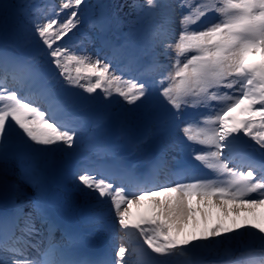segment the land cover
<instances>
[{"label":"snow or ice","instance_id":"1","mask_svg":"<svg viewBox=\"0 0 264 264\" xmlns=\"http://www.w3.org/2000/svg\"><path fill=\"white\" fill-rule=\"evenodd\" d=\"M91 7L86 0L42 5L0 0V191L13 194L11 208L0 211V251L8 255L0 264H174L173 258L190 254L186 264H264V226L255 223H217L191 239L182 237L194 218L193 197L225 215L229 203L236 215L264 205V62L244 63L249 53L264 54V0H197L194 5L186 0L175 5L169 0H133L137 20L149 25L143 38L131 29L114 37L113 29L124 22L107 11L110 5L103 0L95 5V18L87 19ZM174 7L182 14L176 38L171 39ZM209 13L216 21L199 27ZM82 23L88 32L80 31ZM73 30L81 39L60 43ZM19 40L36 42L65 88L80 89L81 96L87 93L91 99L100 90L98 95L108 104L119 97L114 102L119 107L73 110L47 88L46 74L19 50ZM88 45L96 47L95 55ZM157 48L166 56L169 49L174 51L172 64L166 75L145 79L153 67L143 58L150 55L154 61ZM105 49L109 55H103ZM124 61L117 74L114 62ZM125 72L130 78L124 79ZM9 78L17 86L9 88ZM34 87L48 92L63 118L22 94ZM189 108L207 112L186 116ZM236 108L247 118L234 121L229 114ZM84 133L92 142L85 146L87 154L73 160ZM184 148L217 178L182 168L159 183L156 178L168 158ZM149 162L151 169L143 175L138 168ZM65 172L75 190L53 195L52 185ZM10 175H18V182ZM125 184L152 187L129 192ZM161 192L165 198H156ZM87 194H95V204L76 202L77 196ZM145 197L155 198L153 214L131 223L128 206ZM105 203L125 235L137 230L150 252L125 242L114 253V245L90 249L96 225L105 215L98 209ZM233 241L243 246L242 258H230L229 248L213 261L196 258L213 242Z\"/></svg>","mask_w":264,"mask_h":264},{"label":"rangeland","instance_id":"2","mask_svg":"<svg viewBox=\"0 0 264 264\" xmlns=\"http://www.w3.org/2000/svg\"><path fill=\"white\" fill-rule=\"evenodd\" d=\"M97 2L98 1H96V4H97ZM186 2H187L188 5H194L195 3H197V0H186ZM199 2L203 3V2H205V0H199ZM86 3L89 4L90 0H86ZM169 3L175 5V4L178 3V0H169ZM193 11H194V9H193ZM179 14H182V10L179 9V8H175L174 7V9H173V22L169 26L170 34H171L170 38L171 39H175L176 38V33L179 30V24H178V15ZM216 19H217V16L215 14L209 13L207 16H205L200 21V24L198 26L199 27H205V26H207V24L215 22ZM141 26L143 28H145L146 32H147V30L149 28L147 20H143ZM86 31L88 32L89 29L87 28ZM114 37H115V35H114ZM97 47H98V45H97ZM87 50L89 52H92L93 55H95L96 47H94L92 45H88L87 46ZM162 51H163L162 48H157L156 49V52H158L157 53L158 56H157V54L155 55V60L154 61L152 59V56H150V55L149 56H145L143 58L146 65L147 64H151L152 67H153V71L149 73V74H151V77H152L153 80L158 79L159 76H161V75H166L167 72L170 69L171 64H172V60L170 59V57L172 55H174V51L172 49H169V55H167V56L161 54ZM109 54H110V50L105 49V52L103 53V55H109ZM259 58H261V60ZM255 61L257 63L258 62H260V63L264 62V54L256 56ZM33 62L35 64V66L38 69H40L41 71H43L45 69L44 68L45 67L44 66V60H42V59L37 60V61L33 60ZM124 62L126 63V61H124ZM155 62L158 63L157 66H155ZM121 63H123V62H121ZM71 68H72V70H74L75 65H74V67L72 65ZM117 74H120V73L117 71ZM124 79H126V78H124ZM59 81L60 82H59V84L57 86L58 88L60 87V84H61V81H63V78L59 77ZM7 86L9 88H12V87H14L16 85H14L13 81L9 78L7 80ZM29 90L30 89H28V88H27V90L24 89V93L26 92V94L29 95L28 94ZM61 91H62V88H61ZM227 91H231V90H227ZM24 93H22V94H24ZM29 97H30V99H34V96H30L29 95ZM40 103H42V102H40ZM213 103H216V102H213ZM43 105H44V110L46 112L49 111L48 113L51 114L52 112L50 111L48 104L44 103ZM197 111H199V113L201 115H204L207 112L206 109H198V110L194 111L192 108H189L187 110V112L185 113V115L186 116H194V115L197 114ZM238 112H240V111H238ZM55 114H56V117L58 119H60L61 111L60 110L58 111V109H57V111H55ZM238 114H241V113H238ZM242 114L246 115L247 113L242 112ZM242 120H243V117H242ZM85 134H87V133H85ZM86 136L88 137V135H86ZM87 143H89V142H87ZM87 143H86V145H87ZM86 145H84L81 148H79L78 152L81 155L87 154L84 151ZM189 147H194L197 151L200 150V146L199 145H190ZM172 156H174L175 158L173 159ZM172 156H170L168 158V164L166 166V169L162 171L163 172L162 176H164V179L160 180L159 181L160 183L166 182L169 179V177H170V173L180 170L179 169L180 168V164L185 165V168L186 169H190L191 171H196V170H199V169L201 170V168L204 167V166H202L200 164V162H197L194 159H192V154L189 151V148H184L182 151L175 152V153L172 154ZM16 171L18 173L19 170L17 169ZM158 176H161V174L159 173ZM10 180H15V181L18 182V175H16V176L10 175ZM74 183L75 182H74L73 178L71 177L70 173L67 172V174L65 175L64 179L62 178L61 182L60 181H56L52 185V190L54 191L53 194H55V195L62 194L64 191L66 192L67 189H71V190L74 191L75 190L73 188V184ZM148 187H152V186H148ZM148 187H144V188H148ZM30 191L31 190L29 189V192ZM131 192H133V191H131ZM165 196H166V194L161 192L159 194V196L156 197V198L164 199ZM83 197L90 204H95V194H87V195H83ZM105 199L107 200V198H105ZM153 199H155V198L145 197L142 201H140L138 203L130 204L128 206L130 222H131L132 218L137 219L138 222H139L141 219L151 216L153 214V204H152ZM80 201H82V200H81V196L79 195V196L76 197V202L78 204H80L79 203ZM190 203H191V207L193 209H195L194 218H193L192 221L189 222V224L184 228V231H183V233L186 232L187 234H189V236L186 237V238H189V239H191V236L193 234L199 235L201 230H203L205 228H210L214 224H217V223H222L225 226H229V227H235L236 224L251 225L253 223L261 225V226H264V205L257 206L255 209H253L251 211H248V210L241 211L239 213V215H236L235 213L231 212L230 209L233 207V205L231 203H229V205H228L229 212H228L227 215H225V213L219 207L211 206V205H207L206 206L198 198L193 197ZM25 206H27V204H25ZM98 210H103L105 212V215H104L103 219L109 221L111 226H112V228H114V226L116 227L114 229V230H116V232L113 233V239L111 238V241L113 240V244L112 245H114L115 250H116V249H118L119 245L122 243L121 242L122 241L121 237H124V239H125V234H124L123 230H121L119 228V226L116 224V222H115V220L113 218V214L110 211L109 205L107 203L101 205L100 209H98ZM100 225H102V224L100 223ZM131 236L133 237L132 239L141 240L142 243H143V240H142V238L139 237L137 231L135 232L134 235L132 233ZM242 239L246 241L248 238L245 236V237H242ZM205 244H207V242H205ZM237 246H240L241 249H244L242 245L237 244L235 241H233L231 243H227V242L226 243L213 242L211 245L208 246V251L209 252H208L207 255H205L204 262H209V261H213L215 259H218L219 258L218 253H222L225 248L231 249L232 253L234 254V253L237 252L236 251L237 250ZM252 246L256 247L257 245L253 244ZM142 247L145 250H148L146 245L143 244ZM148 251H150V250H148ZM2 253L6 254V256L8 257L7 253H5L3 251H2ZM188 259H189V257H181V256H177V257L173 258L174 264H186ZM180 261H181V263H180ZM200 261H202V260H200ZM177 262H179V263H177Z\"/></svg>","mask_w":264,"mask_h":264},{"label":"trees","instance_id":"3","mask_svg":"<svg viewBox=\"0 0 264 264\" xmlns=\"http://www.w3.org/2000/svg\"><path fill=\"white\" fill-rule=\"evenodd\" d=\"M104 2L110 5L111 13L116 12L119 19L124 22L119 27H115V31L122 36L124 33L129 32V30L131 29L136 32L137 37L139 38L142 32V28L140 25L141 21L137 20V16L131 7L133 0H104ZM137 2L143 3V0H137ZM94 11L95 10L93 8V12ZM130 22H134V23H130ZM11 27L12 25L10 23V30ZM73 35L75 34L71 33V36ZM18 45L22 50H25L26 53L32 55H43L44 57H47L45 54L40 52V49L37 47L35 41L19 40Z\"/></svg>","mask_w":264,"mask_h":264},{"label":"bare ground","instance_id":"4","mask_svg":"<svg viewBox=\"0 0 264 264\" xmlns=\"http://www.w3.org/2000/svg\"><path fill=\"white\" fill-rule=\"evenodd\" d=\"M65 192V191H64ZM27 209V208H26ZM102 226V225H101ZM96 229L98 230V234H97V238L95 239V241L97 242V241H99V239H101L102 237H106V236H109V234H104V230H102V228L101 227H99L98 225L96 226ZM114 231H116V230H114ZM184 234V235H183ZM113 236V235H112ZM188 237L189 236V234H187L186 232H184V233H182V237ZM127 239H129V241L130 242H134V241H137L136 239H132V238H127ZM109 241H111V239H109ZM109 241H108V244H109ZM0 259H3V260H8V257L5 255V254H3V253H0ZM184 260V259H183ZM185 261V260H184ZM177 263H179V262H177ZM180 263H181V261H180Z\"/></svg>","mask_w":264,"mask_h":264}]
</instances>
